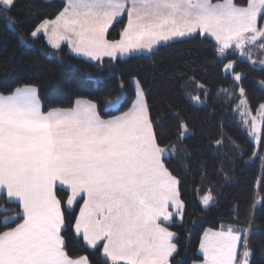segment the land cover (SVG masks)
<instances>
[{
	"label": "snow or ice",
	"instance_id": "6c2138e0",
	"mask_svg": "<svg viewBox=\"0 0 264 264\" xmlns=\"http://www.w3.org/2000/svg\"><path fill=\"white\" fill-rule=\"evenodd\" d=\"M25 6L29 18L43 17L30 31L33 40L43 36L56 51L66 43L91 62L127 59L199 35L214 41L212 66L231 75L233 84L244 78L235 70L237 60L264 70V0H62L51 18L32 12V0ZM16 7L17 0H0V20L10 31L19 23L10 15ZM121 21L118 38L109 39L110 28ZM19 44L27 45L23 35ZM188 83L200 92L189 103L205 107L210 89L194 77ZM129 85L130 93L121 81L120 94L107 101L106 111L119 113L108 118L83 98L45 110L33 84L0 93V264H91L87 256L69 254V218L73 238L93 251L100 248L107 264H173L179 246L170 224L183 220L186 205L168 162L177 154L190 157L183 142L194 133L182 110L168 104L177 129L170 138L163 127L167 117L161 112L153 118L141 80L133 76ZM238 92L233 111L260 143L264 103L253 115L245 88ZM221 95L233 98L227 88L217 90ZM214 202L210 191L201 198L205 208ZM253 228L254 217L241 221L235 215L205 229L193 264H251Z\"/></svg>",
	"mask_w": 264,
	"mask_h": 264
},
{
	"label": "trees",
	"instance_id": "16d2710c",
	"mask_svg": "<svg viewBox=\"0 0 264 264\" xmlns=\"http://www.w3.org/2000/svg\"><path fill=\"white\" fill-rule=\"evenodd\" d=\"M61 2L32 0L35 7L31 11H42L51 18ZM27 3L28 0H17V7L10 14L19 21L15 31L8 30L0 20V93L9 94L16 87L33 84L38 87L45 110L69 107L77 98H83L94 101L100 114L108 118L119 114L115 110L106 111L105 105L120 94L121 81L130 93V78H139L152 105L153 118L161 112L167 117L163 127L173 134L170 138H174L177 129L168 104L182 110L194 133L183 142L190 157L177 154L176 159L168 162L170 170L181 180V198L186 205L183 220L177 218L170 224V230L177 233L175 242L179 246L173 264H190L199 259V242L204 230L219 228L221 223L231 222L235 215L241 221L254 217L251 264H264L261 250L264 245V134L255 146L249 126L233 111L240 99V86L245 88L252 113L264 103V87L259 83L264 81V70L259 65L253 68L248 62L237 60L235 70L244 73V78L239 84H233L231 75L225 77L220 67L212 66L216 60L214 41L199 35L161 43L151 52L127 59H105L103 64L91 62L71 53L65 44L56 51L43 36L33 40L30 31L43 17L29 18ZM122 26L123 21L115 23L110 28L109 39H117ZM21 35L27 39L26 46L19 44ZM228 58L236 59L231 55ZM193 77L210 89L205 107H193L188 101L190 95L200 94L195 83H188ZM221 87L233 93L231 101L223 95L217 96ZM126 107L127 104L119 111ZM222 134L227 138L217 145ZM254 152L257 154L253 155ZM209 191L215 202L205 208L201 198ZM59 195L66 198L64 191H59ZM0 204H4L2 197ZM236 206L238 212L234 211ZM71 223L69 218V230L65 233L69 254L86 255L91 264H107L100 248L93 251L82 240L73 238Z\"/></svg>",
	"mask_w": 264,
	"mask_h": 264
},
{
	"label": "rangeland",
	"instance_id": "374dc122",
	"mask_svg": "<svg viewBox=\"0 0 264 264\" xmlns=\"http://www.w3.org/2000/svg\"><path fill=\"white\" fill-rule=\"evenodd\" d=\"M162 43H165V42H162ZM157 46H158V45H157ZM157 46H156V47H157ZM156 47H155V48H156ZM68 49H69V51H70L71 53H73V52L70 50L69 47H68ZM145 52H148V51H144V53H145ZM73 54H75V53H73ZM75 55H76V54H75ZM257 108H258V107H257ZM252 114L255 115V114H256V110H255V113H252ZM249 135H250V134H249ZM250 137H251V139L254 141L255 146H258L259 143H257V142L255 141V138L252 137L251 135H250ZM81 256H86V255H81ZM193 261H194V260H192V261L190 262V264H193Z\"/></svg>",
	"mask_w": 264,
	"mask_h": 264
},
{
	"label": "crops",
	"instance_id": "0c3cea01",
	"mask_svg": "<svg viewBox=\"0 0 264 264\" xmlns=\"http://www.w3.org/2000/svg\"><path fill=\"white\" fill-rule=\"evenodd\" d=\"M66 47L68 48V45L65 43ZM69 50V49H68ZM82 202V201H81ZM78 211V210H77ZM203 234V233H202ZM202 236V235H201ZM101 248H102V245H101ZM199 249V248H198ZM81 256V255H80Z\"/></svg>",
	"mask_w": 264,
	"mask_h": 264
}]
</instances>
